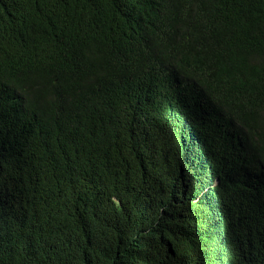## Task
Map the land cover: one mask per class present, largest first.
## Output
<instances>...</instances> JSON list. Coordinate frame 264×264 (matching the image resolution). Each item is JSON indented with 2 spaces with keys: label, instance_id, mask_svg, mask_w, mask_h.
<instances>
[{
  "label": "trees",
  "instance_id": "obj_1",
  "mask_svg": "<svg viewBox=\"0 0 264 264\" xmlns=\"http://www.w3.org/2000/svg\"><path fill=\"white\" fill-rule=\"evenodd\" d=\"M76 250L264 264V0H0V264Z\"/></svg>",
  "mask_w": 264,
  "mask_h": 264
},
{
  "label": "clouds",
  "instance_id": "obj_2",
  "mask_svg": "<svg viewBox=\"0 0 264 264\" xmlns=\"http://www.w3.org/2000/svg\"><path fill=\"white\" fill-rule=\"evenodd\" d=\"M169 42H172V36L166 38ZM77 264H98V259L89 253L80 252L78 250L75 251Z\"/></svg>",
  "mask_w": 264,
  "mask_h": 264
}]
</instances>
